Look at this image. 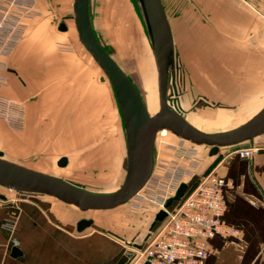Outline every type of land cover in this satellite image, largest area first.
<instances>
[{
  "label": "crops",
  "instance_id": "crops-1",
  "mask_svg": "<svg viewBox=\"0 0 264 264\" xmlns=\"http://www.w3.org/2000/svg\"><path fill=\"white\" fill-rule=\"evenodd\" d=\"M116 1L89 0L92 24L93 10L115 9ZM127 1L136 10L137 0ZM175 1L162 0L170 26L171 6L190 9L192 25L206 26L208 48L197 54L208 58L210 76L212 72L227 74L223 95L247 98L249 88L261 90L264 95V1L256 0L255 10L240 0H179L173 4ZM73 5L74 0H36L38 13L27 20L24 36L6 57L8 85L3 94L22 102L25 113L21 129L12 128L0 118V151L8 159L77 186L56 171L79 170L97 186H113L126 174V130L121 131L123 117L116 94L86 48L56 46L58 41L70 42V25H75ZM62 22L67 25L66 30L59 29ZM181 140L175 149L161 148L163 144H158L156 136L155 172L169 156L182 159L179 162L183 166L189 165L185 154L188 145ZM245 147L254 149L251 159L237 152ZM209 150L210 147L202 161L196 162L189 180L215 173L232 181L225 190L224 219L238 229V234L210 238L205 264H264V132L251 141L221 147L215 155H210ZM63 156L67 157V164L60 166L58 161ZM169 162L173 164V160ZM21 196L16 201L7 200L6 195L0 200V264H84V236L74 237V243L80 244L76 256L82 259L75 261L70 257L68 262L61 261L62 255L73 256V249L70 253L61 251L63 245L59 243L65 241L66 233L74 231L73 225L77 226L72 204L41 193ZM134 200L132 197L129 201ZM9 220L15 225L13 231L6 228ZM13 245L23 253L11 256Z\"/></svg>",
  "mask_w": 264,
  "mask_h": 264
},
{
  "label": "rangeland",
  "instance_id": "rangeland-1",
  "mask_svg": "<svg viewBox=\"0 0 264 264\" xmlns=\"http://www.w3.org/2000/svg\"><path fill=\"white\" fill-rule=\"evenodd\" d=\"M240 1L246 4L248 8L255 10L256 0ZM177 3H179V0H176L173 4ZM115 4L117 6L115 9L93 10V28L100 43L131 78L144 100L145 94L142 85L143 81L146 78L148 79V89L151 90L154 96L155 107L149 110L153 114L160 107L158 71L141 3L139 0L135 1L136 10L132 8V3L127 0H117ZM168 12L174 36V68L173 72L172 69L169 71L170 76L167 87L169 106L183 114L196 127L208 132L231 129L251 118L264 106V95L260 94L261 90L249 88L246 92L247 98L242 99L225 97L223 91L227 74L212 72V76H210L207 72L210 68L207 62L208 58L200 57L197 54L198 50H207L208 48L206 26H200L205 31L199 32L198 24L192 25L190 9L183 10L180 7L171 6L168 7ZM70 27V42L58 41L57 48L71 49L73 46L85 48L79 39L75 25L72 24ZM202 61L205 64H201ZM105 76L107 77L106 74ZM236 100H243L244 103H234L233 101ZM122 120L121 131L125 130ZM157 140L159 145L163 144L161 148L175 149L180 145L178 142L181 139H178L170 131L161 130L157 134ZM182 143L192 147V152L188 154L185 152L189 156L190 166H194L192 165L194 161L200 162L203 157L207 156L209 146L198 145L190 141H182ZM170 160L181 161L182 159H174L169 156V159H164L163 162H169ZM56 172L71 179L79 186L95 191H115L122 185L124 180L121 177V180L113 186H97L89 182L90 177L87 174L80 173L79 170L74 173H66L67 171L62 169ZM189 178V176H186L183 182H187L192 186L194 181L189 180ZM145 192L141 191V194ZM0 193L6 195L9 201L23 198L21 191L1 184ZM137 199L140 200L141 198L133 197L134 201ZM0 200L2 199L0 198ZM134 201L107 210L82 211L77 206L72 205L74 219L93 218L94 223L81 232L77 231L76 226L73 225L74 231L66 233L65 241L61 240L59 242L63 245L60 250H65L64 252L68 250L70 253L73 249V256L62 255L61 261L63 263L68 262L70 257L75 261L82 259L76 256V253H80L77 250L78 247L80 248V244L74 243V237L76 236H84L83 238L87 240L85 248L81 244L82 255L85 257H83L85 259L84 264H115L116 261L122 264L123 259L124 261L127 260L124 251L133 249V244L143 245L148 234L152 231L156 232L160 227V222L154 227L152 226L159 210L157 211L148 200L142 202L143 205L140 207H136ZM14 226L11 220L6 224L9 231H13ZM67 239L71 240L70 243L67 242ZM52 252L54 253L56 250H52Z\"/></svg>",
  "mask_w": 264,
  "mask_h": 264
},
{
  "label": "water",
  "instance_id": "water-1",
  "mask_svg": "<svg viewBox=\"0 0 264 264\" xmlns=\"http://www.w3.org/2000/svg\"><path fill=\"white\" fill-rule=\"evenodd\" d=\"M150 34L154 58L158 71L159 110L151 114L137 86L121 68L97 38L90 18L89 0H74L73 11L76 29L83 46L89 51L111 82L119 102L126 130V157L123 168L126 171L122 185L112 192L98 193L81 188L61 177L46 173L4 157L0 151V184L18 191H28L54 196L63 202L77 206L82 211L107 210L127 203L146 184L155 164V139L159 131L165 129L176 136L198 145L210 147L209 154L215 155L221 147L236 145L264 132V106L244 123L223 131L208 132L192 124L183 114L168 104L167 87L170 69L173 72L174 40L171 26L162 0H139ZM60 30H66L62 22ZM67 157L58 161L67 164ZM191 184L182 182L176 193L170 197L165 207L180 201ZM5 199V195L0 194ZM167 215V210L157 212L154 227ZM93 218H80L77 231L92 226ZM124 254L129 264L142 244H133ZM23 252L13 245L11 256ZM145 264H149L146 262Z\"/></svg>",
  "mask_w": 264,
  "mask_h": 264
},
{
  "label": "built area",
  "instance_id": "built-area-1",
  "mask_svg": "<svg viewBox=\"0 0 264 264\" xmlns=\"http://www.w3.org/2000/svg\"><path fill=\"white\" fill-rule=\"evenodd\" d=\"M37 13L36 0H0V118L15 129L23 128L25 105L3 94L8 85L6 57L24 36L27 20ZM192 151V147L185 148L187 154ZM237 152L249 159L254 155L252 147ZM193 167L190 163L183 166L179 161H173V164L162 162L158 171L153 169L144 187L134 196L141 198V201H134L136 207L148 200L157 211L167 210V215L158 230L148 234L142 249L137 250L129 264H205L210 252V238L238 234V229L224 219L225 190L232 181L215 173L195 180L180 201L165 207L183 178L193 174ZM141 191L146 192L141 194Z\"/></svg>",
  "mask_w": 264,
  "mask_h": 264
},
{
  "label": "bare ground",
  "instance_id": "bare-ground-1",
  "mask_svg": "<svg viewBox=\"0 0 264 264\" xmlns=\"http://www.w3.org/2000/svg\"><path fill=\"white\" fill-rule=\"evenodd\" d=\"M148 84H149L148 83V79L146 78L145 81H143L142 89L144 90V94H145L144 102H146L145 104L147 105L148 110H152L155 107V105H154V96H153V93L151 92V90L148 89V87H149Z\"/></svg>",
  "mask_w": 264,
  "mask_h": 264
}]
</instances>
